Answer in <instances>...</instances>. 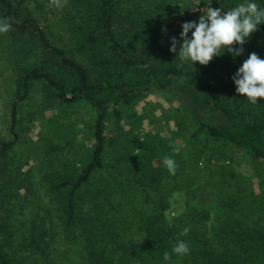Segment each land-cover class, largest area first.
Segmentation results:
<instances>
[{"label":"trees","instance_id":"obj_1","mask_svg":"<svg viewBox=\"0 0 264 264\" xmlns=\"http://www.w3.org/2000/svg\"><path fill=\"white\" fill-rule=\"evenodd\" d=\"M240 2L221 0V5L226 10ZM257 2L264 7V0ZM36 3L42 13L52 4L62 8L59 23L65 33H56L53 22L25 1L0 0V19L11 23L0 33V46L9 55L15 86L9 103L14 137L0 140V264H171L179 259L182 264H264V191L259 202H244L234 210V197L221 205L215 197H200L222 193L230 178L215 182L219 190L214 193L209 184L198 182L179 212L171 196L180 186L170 184L182 169L181 140L188 133L192 140H216L249 153L264 184V97L253 103L235 91L231 78L249 53L264 58V23L246 39L242 55L233 58L225 52L193 68L191 62L181 65L179 53L169 49L171 37L180 39L182 22L199 17L200 10L189 8L197 6L194 0ZM212 6L219 7V0ZM174 18L179 22L170 32ZM37 87L45 102L83 103L93 111L91 126L78 143L76 121L64 110L48 117L43 113L51 150L91 143L86 155L64 160L60 170L42 177L40 186L50 200L38 194L24 214L17 202L28 197L21 192L28 187L23 180L17 183V168L8 166L21 140L16 130L20 107ZM154 91L169 95L176 112L173 128L167 136L126 130L115 153L120 174L110 175V121L121 123L124 107ZM166 155L178 165L175 175L163 163ZM178 239L188 242L190 252L173 253L165 261L163 253H171Z\"/></svg>","mask_w":264,"mask_h":264},{"label":"rangeland","instance_id":"obj_2","mask_svg":"<svg viewBox=\"0 0 264 264\" xmlns=\"http://www.w3.org/2000/svg\"><path fill=\"white\" fill-rule=\"evenodd\" d=\"M20 1H25L33 6L34 10L40 14L39 16L41 18L42 16L48 18L47 22H53L52 29L56 33H65L63 24L59 23L63 14L62 8L59 5L56 6L52 4L49 7L46 6V9L43 11L46 15H44L38 8H35L38 5L36 3L37 1L44 2V0ZM57 1L64 2L65 0ZM194 1L197 2V4L199 3V0ZM47 3H45V5ZM203 7V5L197 7V10L203 9ZM197 19L198 18H194L193 20ZM174 20L175 18L168 24V31L170 32H174L178 25L179 21L174 23ZM44 22L46 23V21ZM173 23L175 24L174 26H172ZM8 56L7 51L0 46V140L2 138L9 140L14 137L11 132V111L9 103L15 86ZM216 66L218 68V64H216ZM220 70L221 65H219V71ZM42 96L43 89L37 87L33 91L32 97L26 99L20 107L19 122L16 125V130L20 132L21 140L17 143L14 151L11 152L14 159H11L8 166V168L11 169L17 168V171L14 173L18 178L17 183L23 180L26 187H28H23L21 189V192H26L28 197L21 196V199L17 202L18 207L20 206L19 211L24 212V214H26L31 207V200H35L34 197H37L38 194L42 195L43 200H50L49 196L45 193V188L40 186L42 177L55 168L60 170L63 162L69 159L73 160L74 157L86 155L89 152L86 146H89L91 143L87 141L86 146L76 144L72 145V147H70L71 149L51 150V139L47 137V133L45 132L47 126L42 124L43 121L41 117L43 113L48 117L49 115H53L56 109L64 110L72 120L76 121V130L80 132L78 136H75L76 142L78 143L84 138L85 132L91 126L90 122L93 111L88 104L63 105L56 101L53 104L49 101L45 102ZM169 100L170 97L168 94L158 93L156 91L151 92L137 103L124 107L123 120L121 123L118 124L115 121H110L107 128L108 143L106 155L107 167H112L109 170L110 175L111 171L114 175L120 174L118 168L121 165L116 162L115 153L121 145L120 135L126 130H134L136 133H141L143 131H149V133L161 132L166 136L170 133V130L174 126V116L176 112L173 105H170ZM44 103L47 104V106ZM51 104L53 109L50 107ZM172 104H174V102ZM133 112H136L134 118L128 116L129 113ZM31 118H33L32 121L30 120ZM193 130L194 129H192V131ZM189 136L190 133L185 134V140H181V149L183 151L182 159H184V162L181 163L182 169L178 172L176 171V176H172L170 179V184H178L180 186V188L174 192L173 196H171V200L174 201L173 208L175 210L180 212L185 208L186 198L192 197V188L197 186L198 182L202 184L205 183L207 186L209 184L210 191L213 190L214 193L215 188H217L216 191L219 190L215 182H220L223 178H230V183L229 185H225L224 189H222V193L219 191L215 196L210 193L209 196L208 194L204 195L205 193H202L200 197L203 199L205 198V201H209L210 198L215 197L217 204L220 205L223 200L226 201L229 200L230 197H234V203H237V205H234L236 207L234 210L245 205L244 202H259V196L262 195L264 191V184L261 183L259 175L256 174L257 165H255L249 153L241 151L238 148H232L230 145L216 140L207 141L205 139L201 140L200 138L192 140ZM114 139L118 142H114ZM76 146H78L80 150L75 148ZM223 149L224 153H222ZM201 154L203 155L202 158L200 157ZM206 158H210V161H204ZM201 161H203L202 166ZM17 165H20V168L17 167ZM123 174L125 175L126 173L124 172ZM48 185L49 182H47V186ZM19 186L22 187L24 185L20 184ZM31 191H35L36 193L30 195L29 192ZM192 202L193 203H190V205L197 204L194 201ZM221 208L224 213L226 206L222 205ZM172 212L175 211L172 210ZM171 264H182V260H176Z\"/></svg>","mask_w":264,"mask_h":264},{"label":"clouds","instance_id":"obj_3","mask_svg":"<svg viewBox=\"0 0 264 264\" xmlns=\"http://www.w3.org/2000/svg\"><path fill=\"white\" fill-rule=\"evenodd\" d=\"M201 2L204 7L200 9L198 19L182 22L180 39L171 37L169 50L179 53L181 65L191 62L193 68L195 62L207 65L214 56L225 52L233 58L242 55L246 39L264 23V7L260 6L257 0H242L226 10L221 5V0L219 7L212 6L213 0H199L197 6ZM197 6L189 8L196 11ZM10 28L11 23L7 18L0 19V33L7 32ZM231 78L236 86L235 91L256 103L258 97H264V58L256 52L249 53ZM163 163L170 174H175L178 165L172 156H164ZM169 222L171 223V218ZM186 231L185 229L182 235L186 234ZM189 252L188 242L178 239L172 245L171 253H163V259L170 261L173 253L179 257Z\"/></svg>","mask_w":264,"mask_h":264}]
</instances>
